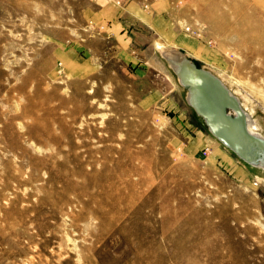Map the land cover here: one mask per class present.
<instances>
[{
  "label": "rangeland",
  "instance_id": "obj_1",
  "mask_svg": "<svg viewBox=\"0 0 264 264\" xmlns=\"http://www.w3.org/2000/svg\"><path fill=\"white\" fill-rule=\"evenodd\" d=\"M162 1L264 133V0ZM85 5L0 0V264H264V169L210 133L155 36L128 63ZM83 45L99 70L70 71Z\"/></svg>",
  "mask_w": 264,
  "mask_h": 264
},
{
  "label": "crops",
  "instance_id": "obj_2",
  "mask_svg": "<svg viewBox=\"0 0 264 264\" xmlns=\"http://www.w3.org/2000/svg\"><path fill=\"white\" fill-rule=\"evenodd\" d=\"M171 9L162 0L152 2L148 6L136 0H120V2L114 0H86L83 16L92 27L97 28L98 31L102 30L100 34L103 37L116 39L121 54L128 63H134L131 59L135 57L132 54H135L136 51V41L153 40L154 36L155 41L159 40L160 44L176 45L187 51L189 53L187 57L193 60L190 50L193 48L195 41L187 37L184 31L178 29L171 14ZM144 30L149 31V38L143 33ZM140 34H144V37L139 38ZM81 49L82 57L80 60L72 54L76 48H72L70 54L67 50L65 51L70 71L88 73L94 71L95 67L99 70L100 64L97 65L89 56L84 57L87 53L85 50L89 51L90 45H83ZM103 63L106 64L107 62L104 60ZM164 96L165 94L161 89L150 91L145 93L139 100V104L143 106L161 104L165 99Z\"/></svg>",
  "mask_w": 264,
  "mask_h": 264
},
{
  "label": "bare ground",
  "instance_id": "obj_3",
  "mask_svg": "<svg viewBox=\"0 0 264 264\" xmlns=\"http://www.w3.org/2000/svg\"><path fill=\"white\" fill-rule=\"evenodd\" d=\"M156 48L162 54V56L167 61V63L171 67V69H173L174 73L178 77V81L183 85V87H185L187 89V101H188L189 105L196 112V114L198 116H200L201 121L205 124V126H207L208 129L213 131V132H211L209 130L210 133L213 136H215L222 144H224L223 143L224 141L220 140V137L218 135H219V133H223V131H225L224 132L225 135H228L227 139H229V140H230V137H232V136L234 138L236 137L235 139L237 140L236 142L238 145H241L242 142L244 143V138H243V136L240 137V131H239L236 123L228 125V123L226 121H224L223 119H220L218 121H220L222 123V126H221L215 119L209 118V117H211L209 114H208L209 117L206 116V113L208 112L207 110L209 109L208 108L209 105L204 106L202 99L200 97L199 91L196 88H193V84H192L193 82H189L191 80V78H193V77L196 79V76H199L198 75L199 72H202L204 74H208L210 76H214L215 78H217L220 81L223 88L226 89L227 92L229 93V95L232 96L233 98H235V100L237 101V105H235V107H231V109H227L226 113L230 114L232 117H237V118L242 117L244 119L243 120L244 125H245V128H246L248 134H250V136L251 135L256 136V137L264 140V133L262 132V130H260L261 127L259 126L257 119L256 120L253 119V112H252L253 110L252 109L247 110L245 108V105L243 107L242 104H244V103H241L239 98L236 95H234L233 92L224 84V82L222 81L223 79L221 80L220 77H218L217 75L212 73V71H210V70L198 68L190 59H188L189 57H187V55L184 52H182V50L177 48L176 46H168V45H164V44L162 45V44L157 43ZM216 94H218V93H216ZM217 99H219L218 95H217ZM211 110H212V108L210 107V111ZM201 113L203 116H201ZM211 121H212V124H211ZM215 121H216V123H215ZM207 124H209V125H207ZM223 126H224V128H223ZM226 141H228V140H226ZM224 145L226 147H228L226 144H224ZM254 151H256V148H253V152ZM262 155H263V158H261V160H257L256 162H254L255 160L251 159V161L246 162V163L252 165L255 168L258 167V168L264 169V160H263L264 159V153Z\"/></svg>",
  "mask_w": 264,
  "mask_h": 264
},
{
  "label": "water",
  "instance_id": "obj_4",
  "mask_svg": "<svg viewBox=\"0 0 264 264\" xmlns=\"http://www.w3.org/2000/svg\"><path fill=\"white\" fill-rule=\"evenodd\" d=\"M198 75L199 76H196V79L193 77L189 82H193V88H196L199 91L204 106L209 105L212 108L210 111V107L208 106L209 109H206L208 111L206 116L209 117V114L211 116L209 118L215 119L221 126L222 123L218 121L220 119L226 121L228 125L236 123L240 131V137L243 136L244 138V143L242 142L241 145H238L236 142L237 140L235 139L236 137L234 138L233 136H229L231 140L230 141L227 139L228 135L224 134L225 131H223V133H219L218 136L220 137V140H223V143L226 144L229 149L235 152V154L245 162H249L251 159L255 160L254 162L261 160V158H263L262 154L264 153V140L256 136H250V134H248L244 125V119L242 117H232L230 114L226 113L227 109H231V107H235V105H237L235 98L229 95L227 90L221 85L220 81L214 76H210L202 72H199ZM217 95L219 99H217ZM201 116H203L202 113ZM210 131L213 132L212 130ZM253 148H256V151L253 152Z\"/></svg>",
  "mask_w": 264,
  "mask_h": 264
},
{
  "label": "built area",
  "instance_id": "obj_5",
  "mask_svg": "<svg viewBox=\"0 0 264 264\" xmlns=\"http://www.w3.org/2000/svg\"><path fill=\"white\" fill-rule=\"evenodd\" d=\"M114 1H116V2H120L119 0H114Z\"/></svg>",
  "mask_w": 264,
  "mask_h": 264
}]
</instances>
